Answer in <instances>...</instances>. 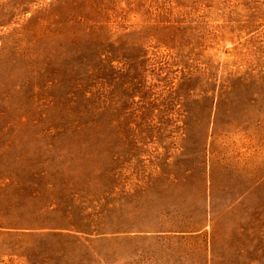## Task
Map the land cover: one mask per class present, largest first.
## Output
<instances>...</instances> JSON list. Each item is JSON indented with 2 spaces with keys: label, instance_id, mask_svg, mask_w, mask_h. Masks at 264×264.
<instances>
[{
  "label": "rangeland",
  "instance_id": "374dc122",
  "mask_svg": "<svg viewBox=\"0 0 264 264\" xmlns=\"http://www.w3.org/2000/svg\"><path fill=\"white\" fill-rule=\"evenodd\" d=\"M0 264H264V0H0Z\"/></svg>",
  "mask_w": 264,
  "mask_h": 264
}]
</instances>
